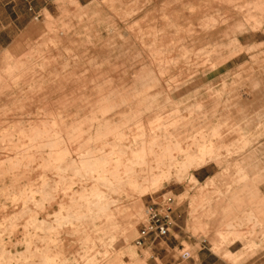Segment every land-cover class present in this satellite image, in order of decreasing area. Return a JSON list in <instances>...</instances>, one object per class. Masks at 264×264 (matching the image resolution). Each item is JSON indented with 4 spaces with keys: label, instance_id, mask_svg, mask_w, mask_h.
Returning <instances> with one entry per match:
<instances>
[{
    "label": "rangeland",
    "instance_id": "1",
    "mask_svg": "<svg viewBox=\"0 0 264 264\" xmlns=\"http://www.w3.org/2000/svg\"><path fill=\"white\" fill-rule=\"evenodd\" d=\"M76 2V6H79L77 14H83L81 20L74 17V5H66L63 11L57 0H28V3L23 0H0V109L22 100L29 86L39 82L38 77L35 76L31 78L32 85L9 83L8 74L4 69L11 63V59L34 52L29 59L34 60L37 59L36 51L49 52V71L54 70L55 67L61 70L63 66L71 65L81 54L89 58L95 54L94 47H97L99 57L97 61L103 64L102 78L108 80L105 71L109 70V66L115 67L117 80L116 84L111 86H118L119 97L131 94L137 97L158 93L165 96L170 94L175 97L176 102L181 100L186 101L187 104L192 102L189 108L194 109V94H203L209 85H213L220 93L219 98H216L218 105L215 108L214 124L209 127L197 125L196 129L201 130L196 137L198 139L200 134H203L206 137V144L213 142L214 147L228 145L234 154L218 167L212 163L198 170L172 169L168 182H164L161 187L146 196L137 197L135 210L125 193L117 190L105 191L109 198L115 199L106 212L107 242H114L116 237L123 235L128 241L127 245L120 246L117 253L109 257L103 255L104 247L96 245L95 250L99 254L91 251L86 254L85 259H81L84 253L77 238L69 237L65 244L71 247L72 252L80 255L75 264H85L92 257H95L96 264H112L113 261L117 264H200V262L217 264L223 263L221 255L225 252L239 255L244 243L238 240L233 242V236L229 237L231 243L219 251L217 256L215 245L204 237V233H195L194 229L202 224L207 230L213 224H224L234 218H242L248 213L249 202L253 205L255 201L261 202L264 199V83H259L258 90L252 92L254 83L251 82L259 79L264 81V35L246 36V31L243 32V29L259 25V18L264 13V3L260 8L255 9L252 6L254 10L251 12L255 19L237 14L238 17L230 22L229 27L222 28L224 30L217 35L214 42L203 41L197 44L192 42V33H187V29L193 31L195 26H200L211 19H218L217 17L221 15L220 6L224 5V2L219 3L218 0H76ZM235 4L237 2L227 7L232 13L236 8ZM200 16L202 18L198 19ZM189 17L194 18L189 19ZM63 25L69 26L67 35L73 38V43L60 36ZM50 32L54 33L56 39L61 42H47L46 38L52 37ZM178 39L181 42L178 41L177 44L174 41ZM180 46L193 47L196 50L193 54L213 51L230 54L233 57L223 62L224 66L217 71L202 74L195 81L179 80L178 82L183 84H179L181 86L177 89L171 86L170 92L164 85L154 86L150 91L139 84L133 90L126 89L142 66H148L147 76L157 72L160 76L159 82H167L168 78L176 73L175 70L167 72L168 59L178 58L176 70L185 65L181 57L184 52L179 49L171 50L172 47ZM168 49L171 51L169 52ZM216 59L217 57L213 55L208 60L216 61ZM81 65L82 63H79V68H82ZM239 73L242 75L241 79L236 80L234 76ZM226 76H228V88L232 90L231 94L221 91L222 79ZM233 82L235 83L232 84ZM124 88L126 90L122 91L121 89ZM226 107L228 110L225 109ZM140 111L144 112L145 109L142 107ZM8 114L12 116L19 112ZM225 114L229 117L230 136L225 142L217 143L216 137L211 136L210 129L212 127L219 134L225 135L217 122L219 119L222 120ZM148 116L150 119L154 117V115ZM156 125L152 124V126ZM237 126L244 129L239 132L241 134L233 131ZM186 130L187 127L182 130V147L188 149L189 145L191 150L200 151L199 140L194 145L191 140L186 142V135H193V131L186 132ZM100 141L102 140H94L91 145L102 146L103 142ZM66 145L61 143L53 151L57 154L60 149H65ZM72 145L73 154L79 152V144ZM37 146L43 156L49 154L50 150L44 147L42 139L37 142ZM167 146H169L168 142L163 143L162 147L166 149ZM4 148L7 151L9 149L6 146ZM59 166L55 165V168ZM55 173L57 175L53 178L58 177L63 183L69 181L67 174L60 173L59 170H55ZM242 174H246L249 179L237 186V196H229L222 203L216 201L217 191L223 193L225 187L236 182ZM190 177L197 179L199 184L192 182ZM209 179H215V185L201 191L200 184H204ZM100 188L105 190L102 186ZM200 200L203 202L200 203ZM256 205L258 202H255L252 208ZM148 207H153L161 213L169 210V231L163 238L149 235L140 246H136V241L143 230ZM140 209H142V217L138 219ZM238 222L234 220V223ZM256 222L253 228L248 226L241 228L243 231L252 230L251 243L255 248L236 264H264V217ZM213 229H217V226ZM212 235L210 234V237ZM184 254L189 255L188 260H185ZM250 256L254 258L247 259Z\"/></svg>",
    "mask_w": 264,
    "mask_h": 264
},
{
    "label": "bare ground",
    "instance_id": "2",
    "mask_svg": "<svg viewBox=\"0 0 264 264\" xmlns=\"http://www.w3.org/2000/svg\"><path fill=\"white\" fill-rule=\"evenodd\" d=\"M75 1L57 0L63 11H65L66 5H74V17L81 20L83 14H77L79 6H76L77 2L75 3ZM240 1L242 3H239ZM218 2H224V5L220 6L221 15L217 17L218 19H211L200 26H195L193 31L187 29V33H192L193 43L214 42L217 35L224 30L222 28L229 27L230 22L238 17L237 14H244L255 19L251 11L254 10L253 7L256 9L258 6L252 5L247 0H218ZM236 2V8L232 13L227 7ZM263 14L259 18L257 27L250 26L249 29L242 31H246V33L249 31L264 32ZM68 31L69 26L63 25L59 34L63 36L62 39L73 43V38L67 35ZM50 34L52 37L46 38L47 42H61L56 39L54 33L50 32ZM178 41L181 42L180 39L174 42ZM175 49L184 52L181 57L184 59L185 65L176 70L178 58L172 57L167 60V72L176 71L168 78L169 82L160 83L158 80L160 76L157 72L147 76L148 66H142L140 72L137 76H133L131 84L126 89L133 90L139 84L150 91L154 86L164 85L169 88L170 92L173 86L174 89H177L181 86L179 84H183L178 82L179 80L195 81L202 74L217 71L224 66L223 62L233 57L230 54L213 51L193 54L196 52L193 47H172L171 50ZM94 51L95 54L89 58L85 54L77 56L71 65L67 64L61 70L55 67L54 70L49 71L50 54L39 51L35 52L37 59L29 60L34 52L26 53L17 59H11V63L6 65L4 72L8 74L9 83L32 85L33 79L31 78H35V76L38 77L37 81L39 80V82L29 86L26 96L22 100L0 109V178L10 176L13 179L11 189L1 192L0 198L5 201H21L24 204L22 210L28 211V213L21 211L14 215L8 229H0V237L9 231L10 234L14 233L16 224L22 221L25 215L34 213L29 212L28 204L34 206L35 210H41L56 202L57 196L54 193L57 184L45 179L47 176L45 173L53 172L55 165L58 162L66 161V158L69 164H58L60 165L58 170L69 176V185L91 183L92 188L88 195L83 192L79 196V201L88 206L86 213L72 216L58 215L54 221V227L57 229L74 227L87 218L91 220V224L95 220L97 221L98 216L106 213L115 202L108 197L105 191L117 190L120 193H125L126 198L133 196L135 210L134 196H146L161 187L164 182L170 180L172 169L198 170L212 163L218 167L222 166L234 154L228 145L214 147L213 142L206 144V137L203 134H200L198 139L196 137L201 130L196 129L197 125L209 127L214 124L215 108L218 105L216 98H219L220 93L213 85H209L203 94H194V109L189 108L192 102L190 104L183 100L176 102L175 97L170 94L165 96L158 93L152 96L137 97L130 93L131 95L119 97L117 96L118 86H111V84H116L117 80L115 67L110 68L109 66V70L105 71L108 80L102 78L103 64L97 61L99 59L97 47H94ZM213 55L217 57L216 61L208 60ZM79 63H82V68H79ZM68 66L70 69L67 70ZM241 76L239 73L234 77L236 80H240ZM227 78L228 76L222 79L221 91L231 94L232 90L228 88ZM258 87V83L254 84L252 92L257 91ZM126 89L121 90L125 91ZM142 107L145 109V113L140 111ZM12 112H19V114L8 116V113ZM148 115H154V117L150 119ZM225 115L222 120L217 121L220 129L226 133L225 135L219 134L212 127L210 129L211 136L216 137L217 143L225 142L230 136L229 117L227 114ZM152 120L154 121L152 122ZM152 124L157 125L152 126ZM186 127V132L193 131V135H186V142L191 140L194 145L199 140L200 151L191 150L189 145L188 149L182 147V130ZM243 130L240 126L233 129V131H238L236 132L238 134H241L239 132ZM93 134L94 136H92ZM41 139L44 141V147L50 150L47 156H43L38 149L37 142ZM97 139L102 140L100 141L103 142L102 146L91 145ZM167 142L169 146L165 149L162 146ZM61 143L67 144L66 148L60 149L55 154L53 150ZM72 144H79V152L73 154ZM5 146L9 148L8 151L4 148ZM39 172H43L44 176L42 177L43 183L40 187L38 186L37 191H33L26 197L13 195L17 191L21 179ZM246 179L249 177L242 174L236 182L227 185L223 193L217 191L216 201L222 203L229 196L236 197L237 186ZM190 180L199 184L194 177ZM100 185L105 190H102ZM214 185L215 179H209L204 184H200L199 189L202 191ZM201 202L203 201L200 200ZM255 202H258V205L252 208ZM255 202L253 205L249 202L248 213L244 214L242 218H234L231 222L227 221L224 224H213L207 230L203 228L202 224L194 229L195 233H204V237L215 245L217 256L219 251L231 243V239L229 240L231 236H233V242L238 240L244 243L239 255H232L230 252L221 255L224 264H236L239 259L255 248L251 243L252 230H241L244 226L253 228L257 224L256 221L264 217V199L261 202ZM141 217L142 209L139 210L138 219ZM234 220L239 222L234 223ZM215 226L217 229H213ZM28 227L32 233H25L30 238H36V234L45 228L54 229L52 225H47L45 221H38L34 217L28 221ZM210 234L213 235L210 237ZM120 240L125 242L126 237L121 235Z\"/></svg>",
    "mask_w": 264,
    "mask_h": 264
},
{
    "label": "crops",
    "instance_id": "3",
    "mask_svg": "<svg viewBox=\"0 0 264 264\" xmlns=\"http://www.w3.org/2000/svg\"><path fill=\"white\" fill-rule=\"evenodd\" d=\"M247 2H250L254 6L257 5L260 8L264 0H247ZM193 18L194 17H189V19ZM201 18L202 16L198 17V19ZM256 34L264 35V32L259 31L254 33L249 31L246 33V36ZM259 52L261 53V51ZM251 82L254 84L264 83V81L260 79L259 81ZM58 164H69V161H67L66 158V161L58 162L56 165ZM59 167L53 168V172L45 173L47 175L45 179L57 184L54 193L57 196L56 202L51 204L50 207H45L41 210H35L34 206L28 204L27 208L29 212L34 213L32 215H25L24 219L16 224L17 226L14 233L10 234L9 231L0 237V264H75L80 255L77 252H72L71 247L65 244L66 239L69 237L77 238L81 247L80 249L84 253V255L80 257L81 259H85L86 254L91 251H95L96 254H99V252L95 250L96 245L105 248L103 255L106 257L115 255L120 246L127 245L128 241L122 242L120 240L121 237H116L114 242H107V213L99 215L98 220H95L93 224H91V220L87 218L74 227H62L60 229L54 227V221L58 215L72 216L86 213L88 206L86 203L79 201V196L82 195L83 192L85 195H88L92 188L91 183L69 185L70 182L68 181L63 184L58 177L53 178L57 175V173L54 174V171L58 170ZM43 174V172H39L36 175H29L25 179H21L16 189L17 191L13 193V195L17 197H26L32 194L33 191H37L39 189L38 186L40 187L43 183ZM12 180L10 176H6V178L3 179L0 178V193L11 189ZM134 197L137 201V196L135 195ZM132 198L133 196L130 198L131 205L133 204ZM111 200L115 199L112 198ZM23 208L24 204L21 201L12 202L11 200L5 201L0 198V229H8L12 217L17 213L21 211L28 213L26 209L22 210ZM32 217L36 218L38 221H45L47 225H52L54 229L50 230V228H45L43 231L36 234V238L28 237L25 232L32 233L31 229L28 227V221ZM184 256L185 260L189 259L188 254H184ZM215 258L220 261L218 257L215 256ZM249 258L254 257L250 256L247 259ZM95 262V257H92L85 264H96ZM112 264L117 263L113 261Z\"/></svg>",
    "mask_w": 264,
    "mask_h": 264
},
{
    "label": "built area",
    "instance_id": "4",
    "mask_svg": "<svg viewBox=\"0 0 264 264\" xmlns=\"http://www.w3.org/2000/svg\"><path fill=\"white\" fill-rule=\"evenodd\" d=\"M28 3V0H23ZM169 210L165 213H161L153 207L147 208L146 220L143 224V230L136 241V246H140L149 235H155L157 238H163L167 236L169 231Z\"/></svg>",
    "mask_w": 264,
    "mask_h": 264
}]
</instances>
